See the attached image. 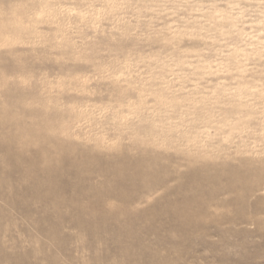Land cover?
Masks as SVG:
<instances>
[{
    "label": "rangeland",
    "instance_id": "1",
    "mask_svg": "<svg viewBox=\"0 0 264 264\" xmlns=\"http://www.w3.org/2000/svg\"><path fill=\"white\" fill-rule=\"evenodd\" d=\"M0 264H264V0H0Z\"/></svg>",
    "mask_w": 264,
    "mask_h": 264
}]
</instances>
